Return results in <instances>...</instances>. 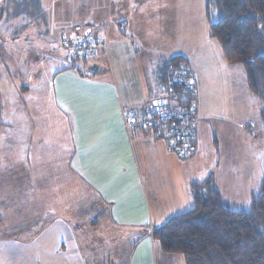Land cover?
<instances>
[{
	"label": "crops",
	"instance_id": "obj_1",
	"mask_svg": "<svg viewBox=\"0 0 264 264\" xmlns=\"http://www.w3.org/2000/svg\"><path fill=\"white\" fill-rule=\"evenodd\" d=\"M206 1L40 0L45 30L57 47L64 37L103 43L87 57L85 74L65 54L71 62L49 69L46 93L34 98L41 112L30 114L29 146L16 156L30 175L18 181L25 187L13 196L19 207L12 221H3L21 233L26 264H98L93 256L104 246L100 239L114 248L141 234L122 264H157L160 255L166 264H186L180 254L163 253L148 230L193 206L191 181L213 174L232 207L249 204L264 157L256 131L260 104L242 68L210 37ZM175 55L186 57L195 74L197 151L188 160L126 118L155 100L156 65ZM27 86L23 94L31 92ZM37 169L44 172L42 192L35 188ZM96 216L121 232L108 240L97 234L85 253L84 221L89 218L98 233L103 220Z\"/></svg>",
	"mask_w": 264,
	"mask_h": 264
},
{
	"label": "trees",
	"instance_id": "obj_2",
	"mask_svg": "<svg viewBox=\"0 0 264 264\" xmlns=\"http://www.w3.org/2000/svg\"><path fill=\"white\" fill-rule=\"evenodd\" d=\"M205 16L209 35L217 41L226 60L242 68L248 90L259 101L258 124L264 129V0H207ZM64 40L65 37L62 46L72 52ZM74 54L80 60L76 61V68L75 61L72 67L85 74L82 68L89 69L87 57ZM184 65L190 68L182 55L157 63L154 73L159 91L155 100L165 98L171 114L173 109L180 108L188 115L195 107L196 115L195 79L190 87L174 75ZM27 87L21 86L22 90ZM182 116L174 111L172 119L160 117L155 124L140 128L161 136L164 124L178 123ZM196 151L197 141L189 159ZM261 170L248 207H232L211 174L189 183L193 198L189 210L153 226L148 230L149 234L159 243L163 253L180 254L186 264H264V157ZM142 236L130 240V248Z\"/></svg>",
	"mask_w": 264,
	"mask_h": 264
},
{
	"label": "rangeland",
	"instance_id": "obj_3",
	"mask_svg": "<svg viewBox=\"0 0 264 264\" xmlns=\"http://www.w3.org/2000/svg\"><path fill=\"white\" fill-rule=\"evenodd\" d=\"M41 7L43 5L40 0H0V264L30 262L27 261L29 249L25 247L27 245L23 246L20 242L21 233L9 229L3 221L5 219H8L9 223L12 221L9 217L14 215L13 211L17 206L19 207V202L12 200L13 196L15 192L21 193L22 188L25 187L18 181H23L30 175L28 169L17 162L16 156L21 150L26 152L29 146L34 124L29 118L30 114L34 111L41 112L34 104V98L46 93L51 75L49 69L60 67L66 61L71 62L64 57L65 54H69L76 61L80 60L74 52L62 46L57 47L50 38V33L45 30L46 11ZM34 18L37 19L35 23L24 28L26 25L23 26L22 23ZM51 58L53 59L49 60ZM23 84L31 87V94H23L25 93L21 88ZM146 107L141 109L145 110ZM38 121L46 127L44 116H41ZM256 131L259 133L257 135L260 144L258 152L260 151L262 156L264 155V129L256 128ZM40 132L41 135L44 134L43 128ZM36 172L40 179L44 173L43 170L37 169ZM37 184L40 185L35 187L36 190L42 192L41 179ZM235 203L241 207L246 202ZM248 206L249 204H246L245 208ZM92 219H98L100 222L103 220V222L96 233L90 229L89 218L84 221L81 236L85 242V253L91 244L94 245L95 240L98 241L97 234L108 240L121 232L119 227H112L104 218L96 216ZM121 234L129 235L128 232ZM100 243L104 246L97 251L99 255L93 256V259L98 260V264H122L124 258H128L134 250V244L130 248V240L118 243L114 248H111V244L104 240L100 239L98 244ZM127 262L128 259L124 264ZM157 264H166L161 255Z\"/></svg>",
	"mask_w": 264,
	"mask_h": 264
},
{
	"label": "built area",
	"instance_id": "obj_4",
	"mask_svg": "<svg viewBox=\"0 0 264 264\" xmlns=\"http://www.w3.org/2000/svg\"><path fill=\"white\" fill-rule=\"evenodd\" d=\"M64 43L79 56L89 57L93 56L101 41H95L87 38H68L65 37ZM179 81H183L187 86L194 85V72L184 65L174 73ZM165 98H159L147 105L145 110L133 111L128 113L127 121L133 127H144L153 125L162 117L164 120L172 119L173 112H179L182 119L178 123L164 124L161 129V136L159 138L167 142V147L174 152L180 159L186 160L193 154L196 147L197 136V117L195 115V107H192L188 115H184L182 110L173 109L172 114L167 106Z\"/></svg>",
	"mask_w": 264,
	"mask_h": 264
}]
</instances>
